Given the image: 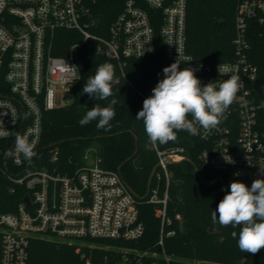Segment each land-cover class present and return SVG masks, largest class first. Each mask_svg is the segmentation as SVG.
<instances>
[{"label":"built area","instance_id":"obj_1","mask_svg":"<svg viewBox=\"0 0 264 264\" xmlns=\"http://www.w3.org/2000/svg\"><path fill=\"white\" fill-rule=\"evenodd\" d=\"M101 1L0 0V114L9 113L0 119L13 131L0 139V174L10 186L8 192L21 197L5 204L12 210L0 208V264H29L33 238L119 241L136 240L143 234L138 199L119 172L100 166L95 149H88L84 165L71 173L59 169L57 147L48 151L49 168L39 166L42 160L37 156L29 164L22 155H4L14 150L16 133L34 140L38 152L43 116L67 105L63 95L71 96L80 78L74 51L87 42H93L96 53L116 61L121 70L127 60L155 54L159 43L166 60L179 59L184 68L195 69L202 85L238 75L243 87L221 123L209 130L197 125V134L190 135L200 149L198 160L217 174L206 183L219 181L230 191L233 180L251 187L255 179H264V130L253 98L254 94L258 97L254 83L264 72L251 58L253 35L264 38V0H236L232 54L217 63L199 62L187 53V0H124L105 27L98 9ZM256 28L260 30L253 32ZM63 44H68V51L57 55ZM65 64L68 67L62 72ZM260 91L264 97V83ZM57 95L62 99L59 103ZM11 116L18 117L15 124ZM151 147L158 167L146 201L156 207L163 225L169 223L167 187L172 174L168 165L187 157L182 147L159 150L152 143ZM162 182L165 192L161 196ZM158 244L162 246L161 238Z\"/></svg>","mask_w":264,"mask_h":264},{"label":"trees","instance_id":"obj_2","mask_svg":"<svg viewBox=\"0 0 264 264\" xmlns=\"http://www.w3.org/2000/svg\"><path fill=\"white\" fill-rule=\"evenodd\" d=\"M122 1H101L98 9L104 27L119 13ZM236 5V0H187L186 50L195 60L217 63L231 57ZM259 30L256 28L253 32ZM252 39V62L264 72V38L255 34ZM67 45L63 44L62 51L56 54H66ZM74 62L80 68V78L72 88V102L43 116L37 152V157L42 160L39 166L49 168L48 151L57 147L59 169L71 173L84 165V153L90 148L95 149L100 166L119 172L133 190L139 201V220L144 231L136 240L84 238L68 242L33 238L28 247V263L85 264L89 260L90 264H264V249L255 255L239 250L238 236L236 239L231 236L232 231L239 233V228L222 227L212 222L211 213L223 198V185L219 181L206 183L217 174L198 160L200 149L187 131L179 132L174 142L155 144L159 150L182 147L187 157L168 165L172 174L167 187L166 218L169 223L165 221L162 225L156 207L146 201L147 179L158 159L144 131L143 121L137 120L136 115L142 109L144 99L163 79V68L174 63L164 58L159 43L155 54L139 60H127L123 70L116 61L96 53L93 42L75 49ZM105 62L115 66L114 97L95 100L88 94L82 95L88 78ZM180 69H184L182 64ZM112 98L118 103L113 106L116 116L110 122V130L97 129L98 121L85 126L79 124L94 104L105 107ZM253 98L264 130L261 103L255 94ZM153 185L154 182L151 187ZM8 187L0 174V208L3 211L12 210L5 206L9 201L21 200V197L10 194ZM164 190L162 182L161 196ZM160 238L162 246L158 244Z\"/></svg>","mask_w":264,"mask_h":264},{"label":"clouds","instance_id":"obj_3","mask_svg":"<svg viewBox=\"0 0 264 264\" xmlns=\"http://www.w3.org/2000/svg\"><path fill=\"white\" fill-rule=\"evenodd\" d=\"M67 67L68 65L61 71H65ZM195 71L187 67L181 70L178 59L163 68V79L152 89V94L144 99L136 119L143 121L144 131L152 144L174 142L181 131L196 135L197 125L205 130L217 127L243 87L238 75H232L222 82L210 81L202 85ZM114 77L113 64L105 62L99 65L95 74L88 78L81 94H88L95 100L114 97ZM117 103L118 100L112 98L108 106L94 104L80 119L79 124L85 126L92 121H98L97 129L110 130V122L116 116L113 106ZM261 107H264V104ZM0 115L9 113L3 112ZM11 118L15 124L18 117ZM10 135H13V131H9L0 119V139ZM35 148V141H30L28 135L16 133L14 150H7L4 155H22L24 160L31 164L37 156ZM261 173L264 174V170H261ZM228 188L230 191L212 211L211 220L222 227L239 228V233H231L234 239L238 236L239 250L255 255L264 249V179H255L251 187L239 180H233Z\"/></svg>","mask_w":264,"mask_h":264},{"label":"water","instance_id":"obj_4","mask_svg":"<svg viewBox=\"0 0 264 264\" xmlns=\"http://www.w3.org/2000/svg\"><path fill=\"white\" fill-rule=\"evenodd\" d=\"M262 83H264V74H262L254 83V90L256 91V93L258 95V98H259V101H260L261 105L264 104V97H262L261 91H260V85ZM262 112H264V107H262ZM157 167H158V163L152 168V170H151V172H150V174L148 176V179H147V191L149 190V187H150L151 182H152L153 175L155 174V170H156ZM119 169H120V167H118V170ZM196 173L199 175L197 170H196ZM200 176L201 175H199V178L201 179ZM207 184H212V183H207ZM132 193L134 194L133 190H132ZM225 194H226V189L223 188V197H224ZM25 199H26L27 202H29L28 197H26Z\"/></svg>","mask_w":264,"mask_h":264},{"label":"rangeland","instance_id":"obj_5","mask_svg":"<svg viewBox=\"0 0 264 264\" xmlns=\"http://www.w3.org/2000/svg\"><path fill=\"white\" fill-rule=\"evenodd\" d=\"M63 99H64V104H69L72 102V96L70 95H63ZM60 101H62L61 97H59L58 95L55 97V102L59 103ZM80 241V240H77ZM210 264V263H209Z\"/></svg>","mask_w":264,"mask_h":264}]
</instances>
